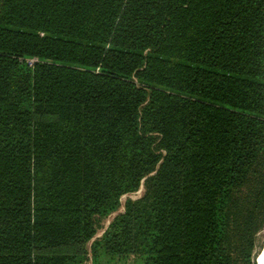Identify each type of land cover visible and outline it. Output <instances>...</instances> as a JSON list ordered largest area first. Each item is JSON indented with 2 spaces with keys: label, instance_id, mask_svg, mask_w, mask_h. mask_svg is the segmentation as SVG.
<instances>
[{
  "label": "trees",
  "instance_id": "16d2710c",
  "mask_svg": "<svg viewBox=\"0 0 264 264\" xmlns=\"http://www.w3.org/2000/svg\"><path fill=\"white\" fill-rule=\"evenodd\" d=\"M144 176L93 264H250L264 0H0V264H82Z\"/></svg>",
  "mask_w": 264,
  "mask_h": 264
},
{
  "label": "rangeland",
  "instance_id": "374dc122",
  "mask_svg": "<svg viewBox=\"0 0 264 264\" xmlns=\"http://www.w3.org/2000/svg\"><path fill=\"white\" fill-rule=\"evenodd\" d=\"M157 146V145H156ZM158 147V146H157ZM159 149V148H158ZM159 166V163L157 164L156 168ZM147 176H144L139 184V187L135 190H131L128 192H125L121 195L120 198V205L119 207L110 212L107 215L104 216H96L95 217V224H96V232L95 234L86 241L84 247L86 250H88L89 256L88 258L82 263V264H93V256L91 253L92 249V243L95 240L96 237L101 236L102 233L105 231V229L110 224L111 220L114 218V216L125 210L126 208V202L128 199H137L143 196L147 190ZM263 215V214H262ZM261 215L260 221H262L263 225L256 230L254 233V240H253V247H251L252 254L249 257L250 264H260V259L255 257L256 252L258 249L262 246H264V219ZM235 238V236H234ZM236 239V238H235ZM61 249V248H60ZM64 249V248H63ZM137 258L134 254L132 255H115V256H106L101 260L100 264H135Z\"/></svg>",
  "mask_w": 264,
  "mask_h": 264
},
{
  "label": "bare ground",
  "instance_id": "6f19581e",
  "mask_svg": "<svg viewBox=\"0 0 264 264\" xmlns=\"http://www.w3.org/2000/svg\"><path fill=\"white\" fill-rule=\"evenodd\" d=\"M256 259H260V264H264V246L260 247L255 254Z\"/></svg>",
  "mask_w": 264,
  "mask_h": 264
}]
</instances>
